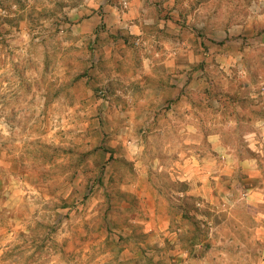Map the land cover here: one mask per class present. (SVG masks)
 Masks as SVG:
<instances>
[{
    "label": "crops",
    "instance_id": "obj_1",
    "mask_svg": "<svg viewBox=\"0 0 264 264\" xmlns=\"http://www.w3.org/2000/svg\"><path fill=\"white\" fill-rule=\"evenodd\" d=\"M23 1L28 8L48 4ZM64 1L68 12L58 22L71 26L80 50L60 56L80 62L75 72L86 76L81 88L57 82L54 97L49 84L40 87L35 113L37 120L39 115L46 120L43 138L50 145L57 134V145H67L68 155L57 160L58 171L66 163L73 168L70 175L59 172L56 200L80 195L76 188L85 164L77 159L87 151L85 138L96 144L87 176L102 169L96 186L110 192L90 200L113 203L112 186H119L123 196L120 210L111 208L109 215H128L126 198L132 195L136 220L147 227L143 231L166 235L172 231V214L161 203L165 196L197 207L242 202L241 215L253 219L255 231L264 235V0H243L241 18L236 11L226 13L237 10L235 0ZM6 8L18 10L20 1L0 0V11ZM211 10L223 14L214 18ZM86 57L92 59L88 66ZM40 161L41 177L19 170L17 191L3 187L10 221L0 222V264L9 263L3 255L19 228L31 231L17 210L28 195L23 190L54 186L53 172H46L50 160ZM66 188L73 194L67 195ZM177 208L176 223L182 224L184 208ZM66 245L81 249L79 243L61 242Z\"/></svg>",
    "mask_w": 264,
    "mask_h": 264
},
{
    "label": "rangeland",
    "instance_id": "obj_2",
    "mask_svg": "<svg viewBox=\"0 0 264 264\" xmlns=\"http://www.w3.org/2000/svg\"><path fill=\"white\" fill-rule=\"evenodd\" d=\"M19 1L18 10L0 11V222L4 225L10 221L5 213L8 207L3 187L8 185L10 192L17 191L16 171H30L41 177L45 171L40 160L48 158L51 165L46 172H53L54 186L47 188L41 183L38 190L29 187L23 190L28 195L17 210L26 217L27 224L23 225L31 231L26 233L21 227L13 236V247L3 255L8 264H264V235L255 231L257 223L253 219L241 215L245 213L242 202L234 207L229 203L197 207L194 202H177L165 196L161 203L172 214V231L166 235L143 231L146 225L136 220L132 195L126 198L131 204L128 215H109L111 208L120 210L123 196L119 186H112L113 203L105 200L97 205L90 200L93 195L104 197L110 192L96 186L102 169L95 171L93 177L87 176L92 169L91 162H95L96 144L85 138L82 147L87 151L77 159L85 164L83 181L76 188L80 195L71 201L56 200L62 178L59 172L70 175L73 168L66 163L58 171L57 160L68 158L67 145H57V134L50 137V145L43 138L46 120L42 121L41 115L37 120L35 113L40 87L41 83L49 84V95L54 97L59 94L57 82L81 88L79 83L86 75L75 72L80 62L60 56L64 50L69 53L80 50L71 35V26L58 22L68 12L63 9L65 1L48 0L42 9L28 8L23 0ZM235 1L237 10H226V13L231 15L236 11L241 18L245 9L238 7L243 0ZM219 11L211 10L210 15L217 18L223 14ZM83 62L88 66L92 59L86 57ZM66 84L62 93L67 91ZM69 141L72 143L73 139ZM66 193L72 195L73 191L66 188ZM45 195L54 198L48 199ZM179 206L190 217L182 224L176 223L181 213ZM61 207L68 209L66 213L57 211ZM95 211L98 213L94 214ZM178 228L183 233L176 235ZM61 242L79 243L81 249L74 251L67 245L63 248Z\"/></svg>",
    "mask_w": 264,
    "mask_h": 264
},
{
    "label": "trees",
    "instance_id": "obj_3",
    "mask_svg": "<svg viewBox=\"0 0 264 264\" xmlns=\"http://www.w3.org/2000/svg\"><path fill=\"white\" fill-rule=\"evenodd\" d=\"M183 219H190L189 214L188 213L187 214L184 213ZM193 224L195 225V223H193ZM181 241H182V239H181Z\"/></svg>",
    "mask_w": 264,
    "mask_h": 264
}]
</instances>
